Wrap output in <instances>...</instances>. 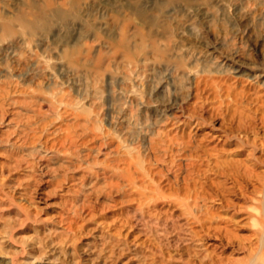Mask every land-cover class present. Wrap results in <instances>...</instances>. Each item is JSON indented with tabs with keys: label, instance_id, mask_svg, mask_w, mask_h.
Here are the masks:
<instances>
[{
	"label": "rangeland",
	"instance_id": "374dc122",
	"mask_svg": "<svg viewBox=\"0 0 264 264\" xmlns=\"http://www.w3.org/2000/svg\"><path fill=\"white\" fill-rule=\"evenodd\" d=\"M0 264H264V0H0Z\"/></svg>",
	"mask_w": 264,
	"mask_h": 264
},
{
	"label": "bare ground",
	"instance_id": "6f19581e",
	"mask_svg": "<svg viewBox=\"0 0 264 264\" xmlns=\"http://www.w3.org/2000/svg\"><path fill=\"white\" fill-rule=\"evenodd\" d=\"M200 85H201V80H199V81H197V84H196V88H197V94H199L200 93ZM208 85V84H207ZM211 85V84H210ZM213 85V84H212ZM197 97H199L198 95H197ZM193 112V114H196V112L195 111H192ZM192 114V115H193ZM175 117H177L178 118V120L177 121H179L180 120V116L179 115H176ZM186 117V116H185ZM197 117H199V118H201V117H203L202 116V113H198L197 114ZM242 121V120H241ZM181 123V122H180ZM179 123V124H180ZM241 124H243L242 122H240ZM179 126V125H178ZM176 127V126H175ZM174 127V128H175ZM173 128V127H172ZM171 131V130H170ZM65 141V140H64ZM159 145H156V148L158 149V150H162L163 152H167V151H173L174 149L173 148H176L179 144H184L185 146H188L189 145V142H185V141H180L179 139H178V137H177V135H171V136H169V137H166V139H163L162 137L159 139V141L157 142ZM189 183V182H188ZM187 183V185L185 186V187H187V186H189V184ZM188 188V187H187ZM183 196V198H184V196L186 197V192L184 191L183 192V194H182Z\"/></svg>",
	"mask_w": 264,
	"mask_h": 264
}]
</instances>
